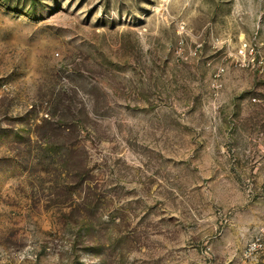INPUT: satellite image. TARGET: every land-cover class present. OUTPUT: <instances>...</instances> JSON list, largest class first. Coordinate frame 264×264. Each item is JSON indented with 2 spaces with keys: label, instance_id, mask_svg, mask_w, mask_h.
Segmentation results:
<instances>
[{
  "label": "rangeland",
  "instance_id": "rangeland-1",
  "mask_svg": "<svg viewBox=\"0 0 264 264\" xmlns=\"http://www.w3.org/2000/svg\"><path fill=\"white\" fill-rule=\"evenodd\" d=\"M257 238L264 0H0V264H264Z\"/></svg>",
  "mask_w": 264,
  "mask_h": 264
},
{
  "label": "built area",
  "instance_id": "built-area-1",
  "mask_svg": "<svg viewBox=\"0 0 264 264\" xmlns=\"http://www.w3.org/2000/svg\"><path fill=\"white\" fill-rule=\"evenodd\" d=\"M261 240L263 241V243L260 242ZM248 249L250 253H252L256 249H264V238H257L255 241L249 244Z\"/></svg>",
  "mask_w": 264,
  "mask_h": 264
}]
</instances>
